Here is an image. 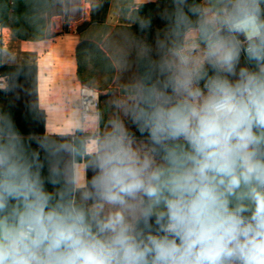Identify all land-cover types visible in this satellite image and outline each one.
<instances>
[{"label": "clouds", "instance_id": "clouds-1", "mask_svg": "<svg viewBox=\"0 0 264 264\" xmlns=\"http://www.w3.org/2000/svg\"><path fill=\"white\" fill-rule=\"evenodd\" d=\"M160 19L172 40L140 48L85 164L0 122V264H264V0H168Z\"/></svg>", "mask_w": 264, "mask_h": 264}, {"label": "crops", "instance_id": "crops-1", "mask_svg": "<svg viewBox=\"0 0 264 264\" xmlns=\"http://www.w3.org/2000/svg\"><path fill=\"white\" fill-rule=\"evenodd\" d=\"M36 1L43 4L42 0ZM157 1L45 0L47 9L40 14L43 33L18 37L8 25L13 0H3L9 9L8 23L1 25L0 64L36 67L35 103L44 114L43 133L69 139L71 168L86 163L91 141L98 131V128L92 129L95 124L86 126L80 118L77 92L79 83H82L77 75L79 45L82 42L96 44L113 67L109 89L129 92L140 76V48L147 44L154 49L158 39L172 40L160 31L164 27L151 28L147 32L139 29V22L146 19L139 7ZM175 43L179 47L181 41ZM82 50L88 49L84 47ZM102 91L106 93L107 89ZM4 110L0 101V122ZM116 118L113 116L112 120Z\"/></svg>", "mask_w": 264, "mask_h": 264}, {"label": "trees", "instance_id": "trees-1", "mask_svg": "<svg viewBox=\"0 0 264 264\" xmlns=\"http://www.w3.org/2000/svg\"><path fill=\"white\" fill-rule=\"evenodd\" d=\"M43 4L37 3L36 0H13L11 20L8 23L7 21V10L8 5L4 4L3 0H0V24L11 26L14 34L18 37H24L25 34H32L39 36L43 33V21L40 18V14L47 9L45 0H42ZM161 0H158L159 2ZM7 2V0H6ZM156 3H147L139 7L140 13H145L147 9H155L157 6ZM5 5V6H4ZM88 50H82L83 48ZM77 59H78V71L77 75L79 80L82 83L88 84L90 86L96 87L97 89L106 90L107 92L100 95V124L101 129L104 131L112 121L110 116V107L108 103L103 105L102 103L107 99L108 94L111 92L109 89V84L113 76V67L105 56V53L99 49V47L92 42H82L79 45L77 50ZM139 71L140 75L144 72V64L141 59H139ZM0 68L5 71V78L7 86L4 90H0V98L7 96L10 89L13 87L21 85L28 86L31 84L33 88L34 95V106L33 110L26 111L25 113H18L12 108L9 103L6 102V108L4 110V118L2 120H11L16 128H18L22 133L25 134L24 138L26 141H36L44 142L48 149L52 148L49 145V141H60L63 139H68L67 137L59 136H47L43 133L44 127V114L39 110L35 103V84H36V67L33 65H2ZM99 77V80L97 79ZM98 81V83L96 82ZM100 90V91H101ZM10 97V96H9ZM114 96L112 97V99ZM36 114L38 120V126L36 129L28 127V122L32 117V114ZM69 140V139H68ZM32 147L35 148L36 144H32ZM41 158H44V154L41 153Z\"/></svg>", "mask_w": 264, "mask_h": 264}, {"label": "rangeland", "instance_id": "rangeland-1", "mask_svg": "<svg viewBox=\"0 0 264 264\" xmlns=\"http://www.w3.org/2000/svg\"><path fill=\"white\" fill-rule=\"evenodd\" d=\"M167 2L168 0H161L157 2L156 4L157 6L155 7V9H147L145 11V15L143 17L146 18L145 20L151 19L152 21L151 28H153V30H155L154 28L159 29L165 26L164 21L160 19V14L167 5ZM53 31L55 32L54 28ZM0 74L5 76L6 73L3 69L0 68ZM97 79L99 80V77H97ZM96 82L98 83L97 80ZM13 88L14 89L12 90L10 89L9 94H7V96L5 97L3 96L0 98L2 110L6 108V102L9 103V99L11 102L10 105L18 113H25L26 111L33 110L34 95L31 84H29L28 86L18 85ZM104 93L105 92L101 90V94ZM113 96L114 98L112 99ZM129 101H130V91L127 92L126 90L124 91L122 89L115 88L111 90V92L108 94L107 99L102 104L105 105L106 103H108L110 107V113L108 114H110L112 118L114 116L117 118L119 117L121 119H124L125 118L124 112ZM36 118H37L36 114L33 113L31 119L28 122V127L31 126L30 128L36 129V126H38L39 123ZM100 127L101 124H99L98 126V131L102 132L103 130ZM92 129L93 130L97 129V125L95 124V126H93ZM137 135L139 134L137 133ZM38 143L43 144L44 142H38ZM49 145L52 147L49 149V152L54 157V162L64 170L70 171L71 170L70 141L68 139H63L60 141L54 140V141H49Z\"/></svg>", "mask_w": 264, "mask_h": 264}, {"label": "built area", "instance_id": "built-area-1", "mask_svg": "<svg viewBox=\"0 0 264 264\" xmlns=\"http://www.w3.org/2000/svg\"><path fill=\"white\" fill-rule=\"evenodd\" d=\"M2 54V26L0 24V55ZM7 86L6 78L0 74V90H4ZM78 102L80 118L86 126L100 124V95L101 91L96 87L90 86L85 83L78 85ZM97 133H100L97 131ZM96 133V134H97Z\"/></svg>", "mask_w": 264, "mask_h": 264}]
</instances>
